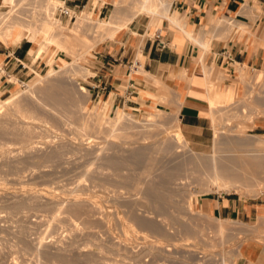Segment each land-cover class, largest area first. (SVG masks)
<instances>
[{
	"label": "rangeland",
	"instance_id": "1",
	"mask_svg": "<svg viewBox=\"0 0 264 264\" xmlns=\"http://www.w3.org/2000/svg\"><path fill=\"white\" fill-rule=\"evenodd\" d=\"M22 1L24 3L21 0H14V5L4 4L2 6L3 0H1L0 10L8 12L9 15L11 13V17L16 15V20H21L23 23L26 21V24L31 25L35 23V26H40L48 31L53 30V27L55 28L57 25L60 26L61 23L67 27H73L76 14H79L82 9L88 15L93 13L105 19L112 8L110 0H95L94 11L91 9L92 5H90L89 0H67V3L77 2L79 4L74 7L65 4L61 0L62 3L59 2L57 6L68 5L72 9L74 17L69 20L58 15L56 6L53 9V18L59 20L56 24L53 23V20H45V17L41 14L43 10L40 5L36 9V5L38 3L43 4V0H38L39 2L37 0ZM134 1L132 0L131 3ZM248 1L258 12L260 0ZM128 2L130 1L128 0ZM83 3H85V6H82ZM19 5L21 7H18ZM172 12L179 14L175 9ZM219 17L223 18V16ZM134 18L140 21L148 20L149 26L152 28L159 25L161 20L159 16L145 14H139ZM36 22H38V25ZM40 22L44 25H40ZM223 24L225 23L221 25ZM226 24L229 27L232 26L229 22ZM0 26L2 27L3 24H0ZM87 31L85 30V32ZM9 32L8 38L13 34V30L10 28ZM89 32L83 33L86 42L81 43L76 37L67 41L69 48L72 47L75 55L78 56L79 73L75 72L76 75L73 77L64 76L62 80H57L60 73L57 70L58 63L64 65L74 58H70L72 55L58 50L56 55L61 58L54 57L50 67L46 66L41 70L36 69L35 72L20 79L11 74L10 77H15L18 83L15 84V82L10 81L11 86L8 91L0 93V97L5 98L10 95L11 90L17 88L22 91L25 89L26 84L33 85V87L35 86L32 92L34 97H32L33 95L31 97L43 104L42 108H32L34 106L30 105V100L24 101L27 103L26 105L31 106L24 114L27 113L25 114L27 117H33L29 122L31 125L30 130L32 129L31 132L33 133L30 137L32 140L29 142V148L28 145L24 144V138L20 139L21 137L13 136V130L15 131L14 128L18 126V124L13 125L14 121L10 122L14 128L11 124H8L3 128L4 131H2L3 129L0 130V264H14V262H17V264H222L218 255L221 250L225 251L228 257L231 256L224 263L235 264L238 262L235 253L239 250L242 251L241 248L244 245L253 243L256 244V250H259L257 264H264V209L260 211L261 204H258L252 216L240 217L235 214L225 216L212 212L204 203L208 200L206 198L218 196L219 198H234L240 203L258 202L264 204V190L258 192V195H255V191H253L254 194L248 191L245 193V191L244 195L243 191H240L241 193L233 191L232 187L229 188V191H217L212 188L213 184L202 173L199 174L197 170H193L194 161L198 166V163L200 165L205 159V161H209L213 155L215 158L218 157V160L223 161L226 158L227 161L230 158L228 156L247 160L252 155V157H255L254 155L258 157L262 152L264 153V134L251 129L253 119L256 116L264 115L263 70L235 65L239 74L234 80L244 84L241 92L235 87L231 88L230 84H221L219 80L214 83L216 86L220 85L222 89L230 88V90H223L225 94L218 101L220 105L216 106L217 108L215 107L214 111L210 113V131L205 145L194 146L187 141L186 147L157 150L156 146H162L163 144L159 141L158 136L157 139L155 138L156 133L154 134L153 128H147L149 125L144 121V118L149 110L162 111L165 112L168 125L171 121H173L172 124L176 123L175 120L171 119H174V113L177 112V105L175 104L177 96L172 95L166 89L167 83L165 81L163 82L165 85L162 84V86L147 84V86L153 88L151 93L156 95L150 96L147 94L153 103L144 104L135 109L122 107L126 112L133 113L132 115L136 120L134 123L132 122L134 127H129V124L124 122L125 130L124 128L122 130L115 129L121 131V134L118 131L120 135L115 131L112 134L109 128L103 129L105 131L104 135L102 133H99V135L92 130L82 129V120H84L82 117L87 114L83 112L89 109V112L92 111L93 113L95 109L96 111L99 109L95 107L97 99L94 98L93 94L88 90L86 96L81 97L78 87L83 85L87 88L84 82L81 81L85 78L82 72L85 70L87 54L91 48H95L105 41L103 39L94 45L92 38L95 39V34L91 35L92 32ZM23 33L25 34L26 30ZM230 33L232 32L229 31L227 35H230ZM149 34L153 35L154 31H150ZM193 34L199 36L195 32ZM86 35L87 38H85ZM208 37L209 35L203 38L200 37V39L207 44ZM21 39L24 40L25 36L23 35ZM0 40L9 42L6 39ZM35 43L40 48L41 42L36 41ZM89 43L90 45L93 44L92 47L89 46ZM56 49V45H49L47 52L40 58L45 59L46 62L48 55ZM243 71L249 75L245 76V79L240 76ZM2 72L4 70L0 68V73ZM87 74H90V72L85 75ZM10 77L8 76V80ZM40 77L42 81L40 80L38 83ZM205 82L206 85L209 83ZM42 84L43 86L46 84L56 86L66 84L70 93H72L69 99L70 107L69 104L63 107V105L58 104V101L49 100L46 92H38L37 87H41ZM157 94H160L161 97L165 95L167 100L163 101V99L156 98ZM24 97V92H21L20 98L23 100ZM171 99L173 103L170 102ZM100 106L102 105L99 104ZM7 108V106L0 108L1 117ZM114 108L108 106L104 111L105 114L114 115ZM215 128L219 129L218 134L214 132ZM151 130L153 133H151ZM154 130L156 131V129ZM152 134L154 135L151 136ZM216 134L217 138L213 137ZM229 139L232 142L231 145L225 143ZM240 139H243V146L238 145ZM244 139L246 141L249 139V143L253 142L252 146L247 145L248 141L245 144ZM254 145H256V148ZM134 149L141 150L137 154L139 157L142 152L139 158L136 155V157L133 154L131 155ZM150 151L154 152L150 155L147 154L151 153ZM111 154L120 155L122 160L117 164H110L105 158ZM148 156L155 158L152 161ZM135 158L138 159L135 160ZM254 163L252 169H248L252 172L253 180H251L252 178L248 180L254 182L260 177L263 181L260 183H264V167L257 168ZM237 170L241 173L246 171L245 168L240 167ZM194 172L196 175L192 174ZM156 180L169 190L170 195L168 196L170 197L168 198L170 200L169 205L165 209H161V212L150 205L144 194L146 186L153 181L156 182ZM79 185H82V187ZM46 188H49V190L53 188L50 190L52 192L54 190L53 197L59 193L58 197L60 196L63 200L58 205L64 203L60 207L61 210H56L57 204L47 200L50 199L48 194L40 193L41 190ZM206 188H210V190L212 188V190L207 191ZM198 189H200L198 191L200 193L197 192ZM69 193L74 196L80 193L81 196H87L88 194L92 206L85 204L87 208L84 205L81 206L83 210L81 209L80 214H73L68 210L69 206L67 207L70 199L72 200L74 197L70 198ZM36 196L37 200H34ZM61 198L59 199L61 200ZM187 201L191 202L193 211L187 208ZM49 211L55 212L52 214ZM57 211L60 213L64 211V214ZM204 212L208 214V217L203 215ZM55 214H58L56 216L59 218L58 221L54 216ZM141 214L142 217L145 215V218H153L152 220H157L161 225L166 226V233L155 235L151 231L149 232L148 229H142L138 226L134 221V217ZM52 217H55V219ZM215 217L229 219L225 222L226 224H223L225 225L224 230L222 229L223 231L219 233L214 230ZM73 218L75 221H73ZM69 220L72 222L70 223ZM186 224L190 227L187 231L184 229ZM235 258L237 259L235 260Z\"/></svg>",
	"mask_w": 264,
	"mask_h": 264
},
{
	"label": "crops",
	"instance_id": "2",
	"mask_svg": "<svg viewBox=\"0 0 264 264\" xmlns=\"http://www.w3.org/2000/svg\"><path fill=\"white\" fill-rule=\"evenodd\" d=\"M63 1L73 7L79 5ZM89 2L94 11L95 0ZM174 9L189 30L201 38L209 35L207 47L191 43L178 28L168 23L169 26L166 18H161L159 25L153 28L148 20L132 18L127 27L123 26L115 32L113 38H106L90 49L85 62L90 74L81 81L101 105L108 103L109 107H115V111L119 106L135 109L153 103L146 92H153L147 84L154 83L141 73L142 70L159 79L163 85L165 81L166 89L177 96V118L184 137L192 145L201 146L207 143L211 113L202 63L223 71L224 77L219 82L230 84L239 92L244 84L234 80L239 74L235 65L264 70V0H260L258 12L249 1L244 0H173L169 11ZM219 16L235 22V25L239 23L238 28L227 35L231 27L227 24L221 27L213 22ZM150 31H154L157 37L150 35ZM156 39L162 41V46ZM9 42L0 40V68L4 70L0 73V93L8 91L11 86L7 80L11 74L20 79L47 66L45 59L37 57V43L26 38L16 45ZM215 89L219 92L222 88L215 85ZM222 90L229 91L230 88ZM170 102L173 103V100ZM251 129L264 134V115L253 119ZM206 199L207 208L225 216L250 217L258 204H261L260 211L264 209V204L258 202L240 203L234 198L218 196ZM241 249L243 258L238 260V264H257L259 250H256L255 243L244 245Z\"/></svg>",
	"mask_w": 264,
	"mask_h": 264
},
{
	"label": "bare ground",
	"instance_id": "3",
	"mask_svg": "<svg viewBox=\"0 0 264 264\" xmlns=\"http://www.w3.org/2000/svg\"><path fill=\"white\" fill-rule=\"evenodd\" d=\"M34 1V0H32ZM38 1V0H37ZM111 1V5H112V8L111 10L108 12L107 16L105 19H102L101 17L99 16H96L94 15L93 13L88 15L86 12L83 11V9L79 12V14H76V20L74 22V25L73 27H67L65 25H63V23H61V25H57L55 26V28L53 27V30H46L45 28H42L40 26H35L34 24L31 25V24H26V21L25 23L21 22V20H16L15 16L12 15L13 17H11V13L10 15L8 14V12H5V11H2L0 10V24H3V26L1 27L0 26V39H7L8 36H9V31H10V28L13 30V34L8 38V40L10 42H12L13 44L16 45V43H18L20 40H21V37L24 35L25 38L29 41H32V42H36V41H40V48L38 49L37 51V55L39 57L43 56L46 52H47V47L49 45H56L57 49L52 51L47 59H46V63H47V67H50L51 66V63L52 61H54V56L57 54L58 50L59 51H62L64 53H67L69 55H72L70 58L74 57L72 61H69L68 63L64 64V65H60V63H58V71L60 72L57 76V80L60 79L62 80V78H64V76L66 77H73L75 72H80V66L79 64L77 63V57L72 49L69 48V46L67 45V41H69V39L73 38V37H76V39L83 43V42H86V40L84 41V34L83 33H87L88 31H90L89 33L92 32L91 35H93V33L95 34V39L94 37L92 38L93 40V43L94 45L97 44L99 41L103 40V39H106V38H113L115 32L122 28L123 26L125 27L127 25V23L129 21H131L132 18L136 17L137 15L139 14H145V15H148V16H159L161 18H166L167 19V22L173 26H175L176 28H178L186 37L189 38V40L191 41V43H196V44H199V47L200 45L201 46H205L206 44L204 43L203 40L200 39V37L194 35L193 31L189 30L184 24L185 22L183 23L182 19H181V16L179 14H176L174 12H170L169 11V8L171 7V4H172V1L173 0H133L134 2L131 3L132 0H129L130 2H128V0H110ZM245 2H247L248 0H244ZM14 0H3V3L1 4L2 6L5 4H8L9 6H11L13 4ZM17 2V1H16ZM19 2V1H18ZM21 2H23L21 0ZM39 2V1H38ZM42 2V1H41ZM59 2L62 3L61 0H43V4H37L36 6V9L38 8V5H40V7H42V10H41V14L42 16L45 17V20H53V23H56L58 22L59 20H57L56 18H53V9L54 7L57 6V4H59ZM15 3V2H14ZM24 3V2H23ZM32 3V2H31ZM36 3V2H35ZM14 5V4H13ZM245 5V3H244ZM18 7H21L20 5ZM17 8V7H16ZM35 8V7H34ZM127 8V9H126ZM11 9V8H10ZM30 9V8H29ZM41 9V8H40ZM85 9V8H84ZM243 10V9H242ZM251 10V9H250ZM31 11V10H29ZM38 11V10H37ZM174 11V10H173ZM20 12V11H19ZM32 12V11H31ZM244 12V11H243ZM38 13V12H37ZM36 15V14H35ZM34 15V16H35ZM244 15V14H243ZM246 15V14H245ZM39 16V15H38ZM52 16V17H51ZM247 16V15H246ZM36 17V16H35ZM18 18V16H17ZM33 18V17H32ZM21 19V18H20ZM30 19V18H29ZM36 19V18H35ZM38 19V18H37ZM40 19V18H39ZM23 20V19H22ZM24 21V20H23ZM34 21V20H33ZM37 21V20H36ZM39 21V20H38ZM207 21V20H206ZM50 22V21H49ZM214 24L215 25H220L222 23H225L223 25H226V23H231V21L227 18H222V17H218L216 19L213 20ZM234 22V21H233ZM238 21H236L237 23ZM32 23V22H31ZM37 25H38V22H36ZM220 23V24H218ZM235 23V22H234ZM234 23H231L232 26H231V30L235 29V28H238L237 26H239V23L238 25L234 24ZM42 23L40 22V25ZM58 24V23H56ZM60 24V22H59ZM214 24H212L214 26ZM244 24V23H243ZM44 25V23L42 24ZM211 25V26H212ZM242 25V24H241ZM52 26V24H51ZM127 27V26H126ZM222 27V26H221ZM228 27V25H227ZM212 28V27H211ZM55 29V30H54ZM226 29V28H225ZM224 29V30H225ZM229 29V28H228ZM26 30V33L24 34L23 31ZM85 30H88L87 32H85ZM212 30V29H211ZM230 30V32H232ZM233 33V32H232ZM83 34V35H82ZM231 34V33H230ZM87 38V35L86 37ZM91 39V38H90ZM91 40V41H92ZM93 45V44H92ZM92 45H90L89 43V46L92 47ZM76 57H75V56ZM202 63V62H201ZM85 70L82 72L84 75V77L86 76L85 74L87 72H89V70L87 68H84ZM136 70V69H135ZM52 73V72H51ZM143 75H145L146 77H149V79L152 81V83H154L155 85H158V86H162V83L160 82L159 79H157L156 77L154 76H150L149 73L145 72L144 70H142ZM50 74V73H49ZM263 74H264V70H263ZM88 75V74H87ZM202 75L205 79V81L209 82L207 85H208V91L209 92L207 95L208 96V103H209V108H210V111L211 113L214 111L215 107L220 105V103L218 104V101L219 99L225 94L223 92V90L221 89V91L217 92L216 89H215V85L214 83H216L217 80H221V77L223 76V73L222 71H217L213 66L209 67V66H206L202 63ZM248 74L243 71L240 73V76L242 77V79H245L244 77L247 76ZM11 76V75H10ZM9 76V77H10ZM82 77V75H80ZM249 76V75H248ZM65 77V78H66ZM83 78V77H82ZM250 78V77H249ZM42 78L40 77L38 79V83L40 82ZM59 80V81H60ZM65 80V79H64ZM9 81H13L16 83H18V80L15 78V77H10L9 78ZM42 81V80H41ZM248 81V80H247ZM245 82V81H244ZM36 84V83H34ZM78 84V83H77ZM206 84V83H205ZM38 85V84H36ZM54 84H46L43 86L40 87L38 86L37 87V90L38 92H46V95L48 96V99L49 100H56L58 101V104L60 105H63L64 106H68L69 104V107H70V98H71V94L67 85L66 84H62V85H59V86H56ZM79 85V84H78ZM56 86V87H55ZM15 87V86H14ZM55 87V88H54ZM33 88H35V86L33 87V85H29V84H26V87L24 90L20 91L19 89H14V90H11L10 91V95L5 97V98H2L0 97V108L1 107H8L2 114V117L0 116V130H2L4 127H6V125L8 124H11L10 122L14 121L13 122V125L15 126L16 124H18V126H16L14 129H16L15 131L13 130V136L15 137H21L20 139H23L25 140V143L26 146L28 145V148L30 147V137H32L33 133L31 132L30 130V127L31 125L29 124V122L31 121V119L33 117H27L24 112L29 110L31 108V104L34 106L32 108H35V107H38V108H42L43 107V104L42 103H39L38 101H35L32 97H34L33 95ZM169 88V87H168ZM79 89V94L81 97H85L86 96V93L88 91V89L81 85L78 87ZM168 90V89H167ZM171 90V89H170ZM1 91V90H0ZM21 92H24L25 94V97L24 99L22 100V98H20V94ZM32 93V94H31ZM89 93V92H88ZM229 94H231L230 92H228ZM5 94V93H4ZM146 94H149L150 96H153L155 94H152L150 92H146ZM162 94V93H161ZM177 94V93H176ZM31 95H33L31 97ZM1 96V95H0ZM3 96V95H2ZM156 96V95H155ZM154 96V97H155ZM161 96H158L156 98L158 99H163V101L167 100V97L165 95H162V97L160 98ZM87 98V97H86ZM223 98V97H222ZM232 98V97H231ZM229 99V98H228ZM25 100H30V105H26L27 103H25L24 101ZM72 100V99H71ZM69 102V103H68ZM38 103V104H37ZM222 103V102H221ZM99 104H100V100H97L96 101V104H95V107H98L97 109H99L98 111H95L92 113V111L89 112V109L88 111L86 112H83V113H87L85 116L83 115L82 119L84 118V120H82V129L84 130H89V131H93V132H96L97 134L99 133H102L104 135V130L105 128H109V131L113 134L114 131L118 133V131L120 132L121 134V131L123 128L125 130V123H128L129 124V127L130 126H133L134 124H132V122L134 123L136 120H135V117L131 114V113H128L124 110V108L122 107H118L116 109V111L114 112V115L110 116V115H106L105 114V109L108 108L109 104L108 103H105L104 106H100L99 107ZM179 104V103H178ZM46 105V104H45ZM225 105V104H224ZM46 107V106H45ZM80 107V106H79ZM217 108V107H216ZM53 109V108H51ZM69 109V108H68ZM72 109V108H71ZM33 110V109H32ZM158 110V109H157ZM177 110V109H176ZM68 112V111H67ZM76 112V111H75ZM92 113V114H91ZM1 115V114H0ZM213 115V114H212ZM75 116V115H74ZM215 116V115H213ZM81 117V115H80ZM212 117V116H211ZM79 118V117H78ZM174 119H171V120H175L174 124H172L171 121L170 124L168 125V122H167V118H166V115H165V112H162V111H147L146 115H145V120L146 123H148V127H152L153 128V132L154 134H152L151 136H155V138L158 136V138H160V142L161 144H163L162 146H156L157 150H169L171 149L172 147H186L187 146V139L184 137L181 129H180V126H179V123H178V118H177V112L174 113ZM216 120V119H214ZM213 120V121H214ZM218 120V119H217ZM32 123V122H31ZM218 123V121H217ZM33 124V123H32ZM34 125V124H33ZM78 125V124H77ZM147 125V124H146ZM42 126V125H41ZM45 126V125H43ZM123 126V127H122ZM142 126V125H141ZM216 126H218L216 124ZM11 127V128H12ZM104 127V128H103ZM134 127V126H133ZM131 127V128H133ZM165 127V128H164ZM46 128V127H45ZM43 129V128H42ZM115 129H120V130H115ZM151 129V128H150ZM156 129V131L154 130ZM5 129H3L2 131H4ZM47 130V129H46ZM127 130V129H126ZM148 130V129H147ZM129 131V130H128ZM150 131V130H149ZM218 131L219 129L218 128H215V133L218 134ZM35 132V131H34ZM123 132V131H122ZM152 130H151V133H153ZM92 133V132H91ZM149 132V134H151ZM85 134V133H84ZM119 134V133H118ZM119 134V135H120ZM217 134L216 135H213V137L215 136V138H217ZM100 135V134H99ZM98 135V136H99ZM87 136V134H86ZM91 137V136H89ZM19 139V140H20ZM34 139V138H33ZM60 139V138H59ZM157 139V138H156ZM250 139V138H249ZM249 139H247V141L245 140V142H247V145H251L252 143H249ZM72 141V140H71ZM216 141V140H215ZM242 141V142H241ZM24 142V141H23ZM35 142V141H34ZM234 142V141H233ZM237 142V141H236ZM260 142V140H259ZM76 143V142H75ZM217 143V142H216ZM226 144L228 145H231L232 142H230V139L229 141L225 142ZM235 144V143H233ZM241 144V146H243V139L239 141L238 145ZM246 144V143H245ZM255 144V143H254ZM258 145V143H256ZM138 146V145H137ZM215 146V145H214ZM252 146V145H251ZM255 148H256V145H254ZM260 146V145H259ZM27 148V149H28ZM137 148V147H135ZM262 148V147H261ZM140 149V148H139ZM139 149H134L132 152H131V155L133 154L134 156L139 153ZM142 149V148H141ZM173 149V148H172ZM241 149V148H240ZM244 149V148H243ZM248 149V148H247ZM246 149V150H247ZM264 149V148H263ZM254 150V149H253ZM124 151V150H123ZM131 151V150H130ZM143 151V150H142ZM257 151V150H256ZM263 151V150H262ZM151 153H147V154H152L154 151H150ZM246 152V151H245ZM244 152V153H245ZM261 153V152H260ZM144 154V152H143ZM218 154V153H217ZM251 154V153H250ZM258 154V153H256ZM112 155V154H111ZM108 155L105 160H107L110 164H117L119 161H121L122 157L120 155ZM126 155V154H125ZM130 155V154H129ZM130 155V156H131ZM141 155H142V152H141ZM140 155V156H141ZM127 156V155H126ZM133 156V158H134ZM135 156V157H136ZM139 156V157H140ZM153 156V155H152ZM219 156V155H218ZM245 156H247L245 154ZM253 156V155H252ZM250 156L249 158L250 159H247V160H242V159H239L237 157H233V156H228L230 157L227 161L225 159H223V161L221 160H218L217 158L214 157V155L210 158V160L208 161H205L204 158H202L204 161H202V159L200 158V160L202 161L199 165L198 163V166H196L197 163H195V161L193 162V160L191 159V161L193 162V164H195V166L193 165V170H197L198 173H202L213 185L212 188H214V190H221V191H226L228 190L229 191V188L232 187L231 189L233 191H243V194L245 195V193L248 192H253L255 191V195H258L257 193L258 192H261L262 190H264V183H260V182H263L259 176V179H256L254 180V182H251L250 180H248L249 178L251 179L252 178V172L249 171L248 169H252L251 167L253 166V163L254 165H256L255 167H264V153L262 152V154H260L258 157L256 155H254L255 157H252ZM138 157V156H137ZM138 157V158H139ZM149 158L151 156H148ZM248 157V156H247ZM252 157V158H251ZM138 158H135V160H137ZM155 158V157H153ZM153 158H150L152 159V161L154 160ZM221 158V157H220ZM128 159V158H127ZM196 160V159H195ZM151 161V160H150ZM198 161V160H197ZM196 161V162H197ZM225 161V162H224ZM251 162V163H249ZM153 163V162H152ZM150 164V163H149ZM159 164V163H158ZM150 167V166H149ZM240 167V168H245L246 171L245 172H238L237 168ZM253 167V168H255ZM148 168V167H146ZM200 168V169H199ZM256 168V169H257ZM159 169V168H158ZM255 169V170H256ZM161 170V169H160ZM243 170V169H241ZM255 170H254V173H255ZM262 170V169H261ZM260 170V172H261ZM164 171V170H163ZM240 171V170H239ZM263 171V170H262ZM259 172V174H260ZM264 172V171H263ZM197 173V172H196ZM197 173V174H198ZM162 174V173H161ZM194 175V173H192ZM256 174V173H255ZM263 174V173H262ZM257 175V174H256ZM163 176V175H162ZM158 177V176H157ZM161 177V175H160ZM196 177V176H195ZM254 177V176H253ZM200 178V177H199ZM203 178V177H201ZM255 178V177H254ZM263 178V177H261ZM160 180V179H159ZM162 180V179H161ZM160 180V181H161ZM197 180V179H196ZM253 180V178L251 179ZM199 181V180H198ZM205 181V180H204ZM203 181V182H204ZM249 181V182H248ZM79 182V181H78ZM150 182V180H149ZM202 182V181H200ZM202 182V183H203ZM206 183V182H204ZM209 183V182H208ZM207 183V184H208ZM82 184V182H81ZM148 184V182H147ZM210 184V183H209ZM78 185V184H77ZM165 185V184H164ZM80 186V185H79ZM208 186V185H207ZM210 186V185H209ZM82 187V185L80 186ZM200 187V186H199ZM168 188V187H167ZM211 188V190H212ZM53 189V188H52ZM50 189V190H52ZM76 189V188H75ZM208 189V190H207ZM49 188L47 189H43L40 191L41 194H44V195H49L50 199H47L49 200V202H53L54 204H57V206L55 207L56 210H61L60 207L61 205H64L61 204L60 206L58 205L60 201H62L63 199L58 195L55 197L53 192L50 191ZM79 190V189H78ZM137 190V189H136ZM200 189L197 190V192L199 191ZM202 190V189H201ZM205 190L207 191H211L210 188H206ZM231 190V191H232ZM143 191V190H142ZM169 190L166 189L164 186H162L161 182L157 181L156 182H151L149 183L146 188L144 189V194L146 195L145 198H147V200L149 201L150 205L156 209L158 212L160 210L161 212V209H165L166 206L169 205V199L170 196L169 195ZM220 191V192H221ZM246 191V192H245ZM74 192V191H72ZM245 192V193H244ZM68 193V192H67ZM172 193V192H171ZM200 193V192H198ZM197 193V194H198ZM241 193V192H240ZM56 194V193H55ZM81 194V193H80ZM80 194L78 195H71L69 193V196L70 198H72L73 196V199L71 200L70 199V203L69 205H67L68 207V210L73 212L74 213H79L82 209L81 206H85L86 205H90L92 206V203L90 202V199L88 197V194L87 196L86 195H83L81 196ZM254 194V192H253ZM80 195V196H79ZM251 195V194H250ZM40 196V195H39ZM68 196V197H69ZM41 197V196H40ZM46 197V196H45ZM190 197V196H189ZM35 198V197H34ZM61 198V200L59 199ZM64 198V197H63ZM138 198V197H137ZM41 199V198H40ZM43 199V198H42ZM67 199V198H66ZM130 199V198H129ZM140 199V198H139ZM34 200H37V196H36V199ZM39 200V199H38ZM68 200V199H67ZM65 201V200H64ZM69 201V200H68ZM130 201V200H129ZM135 201V200H134ZM41 202V201H39ZM47 202V201H46ZM117 202V201H116ZM38 203V202H37ZM44 203V202H43ZM34 204V203H33ZM140 204V203H139ZM172 204V203H171ZM51 205V203H50ZM132 205V204H131ZM134 205V204H133ZM136 205V204H135ZM134 205V206H135ZM173 205V204H172ZM42 206V205H41ZM49 206V205H48ZM47 206V207H48ZM144 206V205H143ZM46 207V208H47ZM86 207V206H85ZM40 208V207H39ZM65 208V207H64ZM87 208V207H86ZM187 208L190 210V211H193L192 209V206H191V202L190 201H187ZM44 209V207H43ZM54 209V208H53ZM52 209V210H53ZM54 209V210H55ZM63 209V208H62ZM92 209V208H91ZM55 210V211H56ZM64 210V209H63ZM83 210V209H82ZM90 210V209H89ZM149 210V209H148ZM168 210V209H167ZM48 211V210H47ZM53 211V212H55ZM163 211V210H162ZM50 213L52 211H49ZM52 212V214H54ZM59 212V211H57ZM70 212V213H71ZM85 212V211H84ZM82 212V213H84ZM60 213V212H59ZM133 213V212H132ZM60 214H64V211L63 213H60ZM67 215L69 213H66ZM65 214V215H66ZM80 214V213H79ZM90 214V213H89ZM157 214V212H156ZM51 215V214H50ZM203 215L207 216L208 214L206 212L203 213ZM55 217L58 216V214L54 215ZM60 216V215H59ZM77 216V215H76ZM92 216V215H91ZM135 216V215H133ZM140 216V217H139ZM139 216H135L134 217V221L135 223L142 227L145 228V229H148V231L152 232L153 234H159V235H162L164 233H166V229L163 225H161L159 222H157V220H152V219H149L148 218H145L146 216L144 215L142 217V214L139 215ZM51 217V216H50ZM55 217H52L53 219H55ZM79 217V216H78ZM99 217V216H98ZM208 217V216H207ZM211 217V216H209ZM57 218V221H58V217ZM72 218V217H71ZM77 218V217H76ZM211 218H214L213 216ZM210 218V219H211ZM63 219V218H62ZM61 219V220H62ZM65 219V218H64ZM74 219V218H73ZM78 219V218H77ZM102 219V217H101ZM100 219V220H101ZM231 219V218H230ZM47 220V219H46ZM45 220V221H46ZM41 221V220H40ZM55 221V220H53ZM70 221V220H69ZM75 221V219L73 220ZM229 221V219L227 218H221V217H215V228L214 230H216V232H221L223 231L225 228L223 225L225 222ZM43 222V221H41ZM49 222V220H48ZM68 222V221H67ZM72 221H70L71 223ZM82 222V221H81ZM84 222V221H83ZM206 224V223H205ZM210 224V222H209ZM226 224V223H225ZM75 225V224H74ZM212 225V224H211ZM74 228V227H73ZM184 229L187 231L190 229V227L186 224L184 226ZM223 229V230H222ZM256 229V228H255ZM139 230V229H138ZM254 230V229H253ZM66 231V230H65ZM144 231V230H143ZM224 234V233H223ZM146 235V234H145ZM148 235V234H147ZM146 238V237H144ZM153 238V237H152ZM155 238V237H154ZM42 242V240H40ZM39 241V242H40ZM41 244V243H40ZM248 245V244H247ZM39 246V245H38ZM162 249V248H161ZM170 250V249H169ZM230 251V250H229ZM59 255V253H58ZM63 255V254H62ZM97 255V254H96ZM218 255H219V258L221 260L220 263L222 264H225L224 262H226V260L228 258H230L231 256L228 257V254L225 252V251H220L218 252ZM235 255L238 257V260H240L241 258H243V252L241 250L237 251L235 253ZM207 256V254H206ZM217 256V255H216ZM61 257V256H60ZM68 258V257H67ZM217 259V258H216ZM237 258H235L236 260ZM75 260V259H74ZM231 261V259H229ZM234 260V261H235ZM219 261V260H218ZM229 261V263H230ZM198 263V262H197ZM14 264H17V262H14ZM203 264V263H202ZM235 264H238V262H236Z\"/></svg>",
	"mask_w": 264,
	"mask_h": 264
},
{
	"label": "built area",
	"instance_id": "4",
	"mask_svg": "<svg viewBox=\"0 0 264 264\" xmlns=\"http://www.w3.org/2000/svg\"><path fill=\"white\" fill-rule=\"evenodd\" d=\"M57 11H58V15L63 16L65 18H68L69 20L74 17V13L68 5H64V4L58 5ZM154 35H155V37H157V34L154 33ZM156 41L159 44V46H162V41H160L158 39H156ZM6 76H8V74ZM7 80H8V78H7ZM199 256H201V255H199Z\"/></svg>",
	"mask_w": 264,
	"mask_h": 264
}]
</instances>
